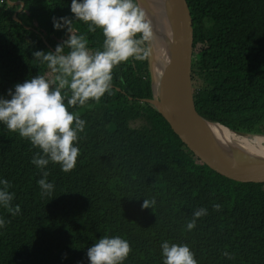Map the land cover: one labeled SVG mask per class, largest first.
<instances>
[{
	"label": "trees",
	"instance_id": "16d2710c",
	"mask_svg": "<svg viewBox=\"0 0 264 264\" xmlns=\"http://www.w3.org/2000/svg\"><path fill=\"white\" fill-rule=\"evenodd\" d=\"M21 1L17 22L19 5L0 0L4 99H11L8 90L14 93L17 83L37 75L54 79L33 56L54 53L68 39L66 28H54V17L72 19L89 49L102 50V33H89L76 20L72 0ZM186 1L199 114L229 130L264 136V0ZM150 94L147 60L130 59L114 69L111 95L69 108L86 127L74 170L65 173L52 162L44 169L54 184L51 195L41 194L42 171L31 163L40 149L0 122V180L11 185L12 207L21 208L13 216L0 206V217L9 221L0 228V264H90L87 251L102 236L129 242L132 251L123 264H163L165 241L186 244L198 264H264V182L236 181L209 168L141 100ZM152 198L155 212L142 208ZM200 208L207 215L188 231Z\"/></svg>",
	"mask_w": 264,
	"mask_h": 264
},
{
	"label": "clouds",
	"instance_id": "9594fccd",
	"mask_svg": "<svg viewBox=\"0 0 264 264\" xmlns=\"http://www.w3.org/2000/svg\"><path fill=\"white\" fill-rule=\"evenodd\" d=\"M71 12L77 21L88 25L87 32L100 30L102 50L89 49L87 36L77 34L72 19L54 17V28H66L68 39L63 45H57L54 53H33L35 60L46 64L55 74L54 79L37 75L22 84L17 83L14 93L9 89L11 99L0 98V122L40 149L31 163L42 171V178L37 181L42 195H51L54 191V184L47 180L50 173L44 170L49 162L59 164L62 171L68 173L74 170L80 155L76 145L86 122L79 112H71L69 108H83L90 101L100 103L106 93L111 95L114 69L130 59H148L146 45L154 36L152 21L139 0H72ZM0 184L3 185L0 206L13 216L20 214L19 205L12 207L14 193L8 191L10 183L5 179L0 180ZM155 205V198L144 199L142 208L154 211ZM213 208L219 211L221 205L216 204ZM205 215L207 209L196 210L187 224L188 231L193 230L197 219ZM8 222L0 217V228ZM161 248L163 264H198L186 244L165 241ZM131 251L126 239L102 236L88 249L87 257L90 264H123ZM222 255L234 259L228 252Z\"/></svg>",
	"mask_w": 264,
	"mask_h": 264
},
{
	"label": "water",
	"instance_id": "95a60500",
	"mask_svg": "<svg viewBox=\"0 0 264 264\" xmlns=\"http://www.w3.org/2000/svg\"><path fill=\"white\" fill-rule=\"evenodd\" d=\"M6 2L19 5L13 14L14 20L19 22L17 14L22 10L24 3L21 0ZM139 2L148 16L153 15L163 27L165 32L154 25L153 32L168 49L167 60L154 87L152 74L154 39L146 45L149 49V57L146 60L151 94L149 98L141 100L149 103L178 140L209 168L236 181L264 182V155L249 154L241 148H237L236 154L233 155L208 129L209 124H220L201 117L195 107L191 84L193 30L187 1L139 0ZM224 128L238 135L254 136Z\"/></svg>",
	"mask_w": 264,
	"mask_h": 264
},
{
	"label": "bare ground",
	"instance_id": "6f19581e",
	"mask_svg": "<svg viewBox=\"0 0 264 264\" xmlns=\"http://www.w3.org/2000/svg\"><path fill=\"white\" fill-rule=\"evenodd\" d=\"M152 21L153 26L156 25L160 30H163V27L156 20V18L151 15L149 17ZM165 32V31H164ZM154 45H153V60H152V74L154 80V87L156 86V81L160 72L167 60L168 57V49L164 42L160 40V38H156L153 36ZM209 131L213 134V136L223 142V144L231 151L233 155L236 154V149L241 148L245 150L249 154L256 155H264V137L261 136H244L232 133L225 129L224 127L218 124H209Z\"/></svg>",
	"mask_w": 264,
	"mask_h": 264
},
{
	"label": "rangeland",
	"instance_id": "374dc122",
	"mask_svg": "<svg viewBox=\"0 0 264 264\" xmlns=\"http://www.w3.org/2000/svg\"><path fill=\"white\" fill-rule=\"evenodd\" d=\"M139 126V124H137V123H135L134 125H132V127H138ZM253 135H255V134H253Z\"/></svg>",
	"mask_w": 264,
	"mask_h": 264
}]
</instances>
